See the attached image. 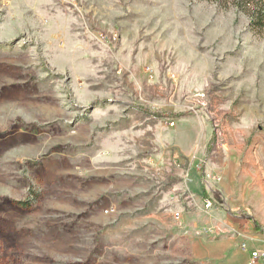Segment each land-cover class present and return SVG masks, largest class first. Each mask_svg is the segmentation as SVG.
Masks as SVG:
<instances>
[{"label": "rangeland", "instance_id": "rangeland-1", "mask_svg": "<svg viewBox=\"0 0 264 264\" xmlns=\"http://www.w3.org/2000/svg\"><path fill=\"white\" fill-rule=\"evenodd\" d=\"M237 2L0 0V264H202L197 237L264 227Z\"/></svg>", "mask_w": 264, "mask_h": 264}, {"label": "crops", "instance_id": "crops-1", "mask_svg": "<svg viewBox=\"0 0 264 264\" xmlns=\"http://www.w3.org/2000/svg\"><path fill=\"white\" fill-rule=\"evenodd\" d=\"M253 219L251 217L249 222H245L242 229L239 224L225 234L219 229L216 232V240L205 236L197 237L195 240L191 238V259L201 260L202 264H264L252 262L250 259L249 249H264V234L255 230ZM241 234L242 238L239 237ZM240 238L247 242L248 250L238 248Z\"/></svg>", "mask_w": 264, "mask_h": 264}, {"label": "trees", "instance_id": "trees-1", "mask_svg": "<svg viewBox=\"0 0 264 264\" xmlns=\"http://www.w3.org/2000/svg\"><path fill=\"white\" fill-rule=\"evenodd\" d=\"M251 0H238L237 6L244 9L245 13L250 16V28L252 31H264V0H256V3L251 7H247ZM252 9V10H251ZM210 199V198H209ZM214 205L213 201L210 199ZM255 229L264 234V227L257 224L255 221Z\"/></svg>", "mask_w": 264, "mask_h": 264}, {"label": "built area", "instance_id": "built-area-1", "mask_svg": "<svg viewBox=\"0 0 264 264\" xmlns=\"http://www.w3.org/2000/svg\"><path fill=\"white\" fill-rule=\"evenodd\" d=\"M211 203L210 200H208L207 202V206H209ZM241 249L242 250H248L247 249V245L245 243H241ZM250 257H251V261L255 262V261H261L264 263V250L263 249H252L250 251Z\"/></svg>", "mask_w": 264, "mask_h": 264}]
</instances>
